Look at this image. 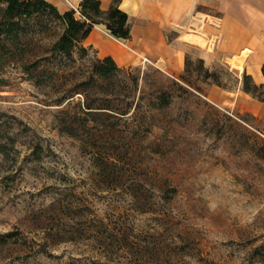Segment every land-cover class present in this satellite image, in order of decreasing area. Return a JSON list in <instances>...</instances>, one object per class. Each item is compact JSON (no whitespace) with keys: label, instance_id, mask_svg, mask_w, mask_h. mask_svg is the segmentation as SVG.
Wrapping results in <instances>:
<instances>
[{"label":"rangeland","instance_id":"obj_1","mask_svg":"<svg viewBox=\"0 0 264 264\" xmlns=\"http://www.w3.org/2000/svg\"><path fill=\"white\" fill-rule=\"evenodd\" d=\"M3 21L0 9V264H264V103L240 85L249 51L165 30L181 71L146 47L108 97L86 84L88 61L51 55L48 34L8 37ZM86 99L113 110L87 116Z\"/></svg>","mask_w":264,"mask_h":264},{"label":"crops","instance_id":"obj_2","mask_svg":"<svg viewBox=\"0 0 264 264\" xmlns=\"http://www.w3.org/2000/svg\"><path fill=\"white\" fill-rule=\"evenodd\" d=\"M54 5L60 12L78 10L82 0H45ZM101 9L106 11L112 0H100ZM217 10L223 16L214 21L202 19L205 17L198 7ZM120 9L129 16L131 40L121 42L108 34L103 26H95L85 39L84 46L92 47L99 58L111 57L118 67L129 68L141 64L136 54L144 53L146 47L160 49L161 55L151 51L156 60H163L167 69L178 72L183 66L184 53L172 49L165 30L178 33L175 42L186 45L192 41L210 40L214 33L220 34V47L227 55L237 57L243 51H249L251 56L244 71L260 78L261 66L264 62V0H121ZM208 17V16H207ZM218 24V25H217ZM204 28L205 37L187 32ZM218 26V27H216ZM152 50V48H151ZM159 62V61H158ZM243 71V72H244ZM258 84V83H257ZM261 118V114L250 110Z\"/></svg>","mask_w":264,"mask_h":264},{"label":"trees","instance_id":"obj_3","mask_svg":"<svg viewBox=\"0 0 264 264\" xmlns=\"http://www.w3.org/2000/svg\"><path fill=\"white\" fill-rule=\"evenodd\" d=\"M121 0H112L106 11L101 9L100 0H82L79 4L78 14L74 10L60 12L54 5L45 0H0V9L3 18L1 26L4 27V33L8 36H17L18 32L26 35L44 34L54 38L49 49L53 56L68 58L74 64L75 56L80 60L88 61L86 73L88 80L86 84L91 87H99L101 84L107 86L106 91L102 93L105 96L115 95L113 83L123 68L117 66L111 57L99 58L92 47H85L84 41L90 35L95 26H103L108 34L121 42L131 40V26L129 16L120 9ZM7 22V23H6ZM6 23V24H5ZM24 23L26 27H21ZM31 41H28V45ZM93 50L95 56L90 59L89 51ZM186 61V72H187ZM261 74L264 78V62L261 66ZM216 78L214 82L218 87H222L216 75L205 71V78ZM136 83V78L132 79ZM241 91L252 99L264 103V83L256 84L251 75L245 71L240 80ZM87 98V97H86ZM169 95L162 93L158 99L168 103ZM104 104L98 105V108L89 104L86 99L84 105L87 116H96L97 113L110 115L112 111L109 99H105ZM122 117L127 116L129 111H121Z\"/></svg>","mask_w":264,"mask_h":264},{"label":"built area","instance_id":"obj_4","mask_svg":"<svg viewBox=\"0 0 264 264\" xmlns=\"http://www.w3.org/2000/svg\"><path fill=\"white\" fill-rule=\"evenodd\" d=\"M73 10L76 11V13L78 14V10L77 9L74 8Z\"/></svg>","mask_w":264,"mask_h":264}]
</instances>
